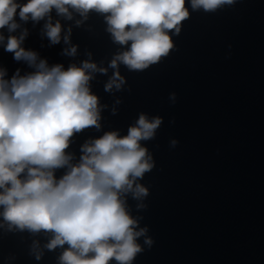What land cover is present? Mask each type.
<instances>
[{"label":"clouds","instance_id":"obj_1","mask_svg":"<svg viewBox=\"0 0 264 264\" xmlns=\"http://www.w3.org/2000/svg\"><path fill=\"white\" fill-rule=\"evenodd\" d=\"M188 2L192 11L209 13L236 0ZM185 4L186 0H27L23 4L0 0V30L9 33L5 37L0 32V43L6 40L4 50L34 69L25 75L17 69L5 79L7 70L0 68V215L9 231L53 233L45 245L49 250L67 244L59 264H133L144 251L137 242L142 236L151 248L148 229L137 230L138 220L130 215L126 197L131 194L141 200L149 194L136 183L154 167L141 142L154 139L163 121L141 113L126 135L105 132L82 145L79 163L70 164L72 157L65 149L74 133L100 128L99 101L90 91L89 81L92 73L106 74L107 69L88 60L79 67H49L35 51L22 47L26 28L19 36L12 35L20 28L16 17L25 23H38L47 17L45 35L51 44H58L62 28L59 21L51 22L53 9L69 20L70 9L84 19L93 10L104 14L114 42H131L109 65L116 70L105 85V91L111 92L113 87L121 90L125 83L119 64L129 71H143L168 56L174 47L169 33L178 36L182 22L190 15ZM81 22L76 21L77 26ZM68 32L70 35L71 29ZM69 35L63 37L65 43H69ZM76 51L72 46L63 54L75 56ZM170 99L175 101V93ZM176 144V140L171 141L172 147ZM65 166L66 173L56 179L54 171ZM40 255L36 253L37 260Z\"/></svg>","mask_w":264,"mask_h":264}]
</instances>
